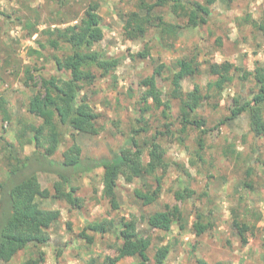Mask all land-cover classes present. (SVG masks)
I'll return each mask as SVG.
<instances>
[{"label": "rangeland", "instance_id": "374dc122", "mask_svg": "<svg viewBox=\"0 0 264 264\" xmlns=\"http://www.w3.org/2000/svg\"><path fill=\"white\" fill-rule=\"evenodd\" d=\"M182 1L208 6V23L189 26L187 17L173 13L165 4L155 9L157 19L145 36L138 37L125 33L126 20L130 13L140 11L142 2L151 4L155 0H0L4 14L0 15V97L5 98V109L10 115L6 120L0 110V183L5 182L17 160L35 150L33 143L21 147L17 136L27 130L25 141L32 139L33 132L24 125L42 124L40 118L27 111L30 98L42 90L41 79L68 77L58 70L53 59L63 57L67 51L42 48L39 42L44 43L46 37L30 35L24 24L28 18L36 22L39 17V30L50 25H73L91 2L100 4L104 31V39L95 49L119 58L120 64L105 78L94 71L95 83L81 94L101 115L98 125L103 128L97 136L74 133L82 158L113 159L135 131L145 150L142 176L131 184L123 177L118 182V210L112 209L103 197V168L73 179L77 196L82 199L81 208L54 197L57 176L40 174L42 192L37 202L43 209L61 211V219L49 230L48 245L22 250L10 264H24L40 256L45 260L41 264H109L108 258L116 255L122 240L110 232L87 231L93 238L89 242L80 234L87 222H113L118 226L123 219L136 220L137 235L152 240L151 257L157 247H171L166 264H198L199 259L208 264H264V136H254L248 113L220 124L231 115L237 101L243 103L258 92L251 73L257 66H264V33L254 21L262 16L264 0ZM64 22L68 24H61ZM180 60H193L199 73L184 78L181 95H175L171 79ZM225 62L234 66L232 81L220 91L211 86L219 76L212 75L210 67ZM146 78L154 79L159 97L163 102L170 100L171 109L158 106L153 98L147 105L143 102L142 96L148 90L142 85ZM197 90L202 99L193 118L203 120L205 126L185 127L183 106L190 96L198 95ZM143 107H148L147 112L142 113ZM157 132L165 134L159 141L168 168L160 198L145 206L134 191L157 188L148 155V146ZM71 133L64 135L55 159L63 160L64 152L73 144ZM200 141L204 146L201 151ZM11 146H15V158L7 154ZM162 174L160 170L158 175ZM185 188L194 189L196 196L178 201L175 192ZM167 206H177L181 219L174 221L170 232L151 228L149 216ZM201 214L205 223L211 221L213 227L198 237L194 224ZM241 232L247 242L242 240ZM137 262L138 258H126L116 264Z\"/></svg>", "mask_w": 264, "mask_h": 264}, {"label": "trees", "instance_id": "16d2710c", "mask_svg": "<svg viewBox=\"0 0 264 264\" xmlns=\"http://www.w3.org/2000/svg\"><path fill=\"white\" fill-rule=\"evenodd\" d=\"M165 4L169 5L173 13H182L187 17L189 26L205 25L211 17V9L200 2L185 3L182 0H155L151 4L142 2L139 9L145 11V14H141L140 11L130 13L124 26L125 33L130 32L138 37H144L148 27L157 19L154 15L155 9ZM99 9V3L91 2L79 18L80 20L76 24L66 27L53 28L50 25L44 30H39L38 26L42 21L39 17L36 22H32L31 18H28L24 24L30 30V35L46 37L44 43L39 42L42 48L49 46L56 50L67 51L63 57L55 56L53 59L58 70L66 73L68 77L42 78V90L30 98L27 111L40 118L42 124L39 126L24 125L26 129L30 128L34 136L25 141V132L27 131L25 130L18 134V141L21 147L33 143L35 150L24 159L17 160L5 182L0 183V264H10L19 252L27 248H43L48 245L51 241L49 230L61 219V211L43 209L37 202V198L42 192L40 174L57 176L59 180L54 184V197L57 200L66 201L75 208H81L82 199L77 196L78 188L73 185V179L76 176L88 175L96 169L103 168L105 170L103 197L108 200L114 210L120 209L117 188L121 177L126 183L131 184L136 178L142 176V157L145 150L136 138L137 131L127 139L125 145L113 159L82 158V148L74 135L77 133L97 136L103 131V128L98 125L101 115L93 109L87 96L81 94L87 87L95 83L97 75L94 71H98L100 76L105 78L112 75L120 64L119 58L109 55L105 50L95 49L104 39ZM0 15H4L1 10ZM254 25L264 33V10L260 20L254 21ZM36 53L41 54L38 51ZM233 68V64L229 62L213 64L210 67L211 73L219 76V79L211 86L222 91L224 86L232 81L230 73ZM198 73L199 67L195 66L193 60H180L178 70L173 73L171 79L174 94L181 95V82L184 78ZM251 76L258 85V92L243 103L236 100L238 105L231 110V115L220 124H225L243 113H248L251 131L256 138H260L264 136V66H257ZM142 85L148 88L142 96L146 105L149 99L153 98L158 106L171 109L170 100L163 102L159 97L153 78H146ZM197 93L199 95V90ZM198 95L195 93L184 103L182 120L185 127L188 124L197 128L205 126L203 120L193 118L202 99ZM5 107L6 100L0 97V110L3 111L4 118L9 120L10 115ZM147 110L148 107L141 109L142 113ZM70 131L74 138L73 144L64 152L63 160L59 161L54 157L62 145L64 135ZM203 132L205 133L206 130ZM163 135H165L163 132H157L148 146L149 168L155 175L157 188L149 191L141 189L134 191L135 196L145 206L154 204L163 191V178L168 168L165 161L166 153L159 141ZM199 146L201 151L204 147L202 141ZM11 147L7 154L10 158H15V146ZM160 170L163 171L162 175H158ZM195 196L196 191L191 188L175 192V198L182 202ZM181 217L182 212L177 206H167L164 211L150 215L147 222L153 229L170 232L174 221ZM211 227H213V223L211 221L205 223L204 216L199 215L194 224L196 236H203ZM87 231L100 234L110 232L122 240V244L116 248V255L108 258L109 264H116L126 258H138L136 264H166L171 253V247L163 245L157 247L154 256L151 257L149 250L152 240L137 235L136 220L123 219L118 226H115L113 222H109L108 225L87 222L80 235L89 242H93V238ZM241 233L242 240L247 242V238L243 232ZM44 261L43 256H40L39 259H32L24 264H41ZM198 264L208 263L199 259Z\"/></svg>", "mask_w": 264, "mask_h": 264}]
</instances>
